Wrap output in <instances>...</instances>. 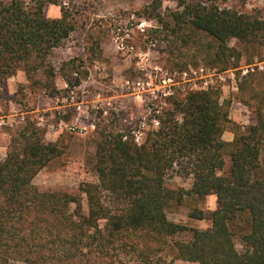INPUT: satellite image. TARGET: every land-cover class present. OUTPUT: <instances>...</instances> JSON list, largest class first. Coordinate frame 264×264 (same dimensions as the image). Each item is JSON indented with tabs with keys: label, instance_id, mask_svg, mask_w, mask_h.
<instances>
[{
	"label": "trees",
	"instance_id": "1",
	"mask_svg": "<svg viewBox=\"0 0 264 264\" xmlns=\"http://www.w3.org/2000/svg\"><path fill=\"white\" fill-rule=\"evenodd\" d=\"M63 3L0 1L1 88L18 71L30 90L51 96L58 78L80 84L86 74L80 72L82 60L53 62L78 29ZM47 5L59 7L60 16L48 18ZM159 8L152 3L142 11L156 21L153 33L166 42L174 68L203 64L224 71L249 63L229 45L232 39L246 48L264 47V8L241 13L215 0L181 1L177 10L164 14ZM87 53L89 60H100V43L91 40ZM238 80L237 100L254 121L245 132L231 123L229 102L220 103L219 90L190 91L182 100L172 99L159 117V129L147 132L140 145L107 125L97 126V181L76 189L33 185L63 150L58 142H47L35 122L26 121L0 159V264H264V72ZM226 131L233 134L230 142L223 139ZM226 156L230 168L224 175ZM176 167L188 186L166 185L167 173ZM104 193L111 199L108 205ZM208 196L215 197L216 208L207 229L167 218L173 203ZM188 217L203 220L205 212L194 208ZM186 232L189 239L177 238Z\"/></svg>",
	"mask_w": 264,
	"mask_h": 264
},
{
	"label": "rangeland",
	"instance_id": "2",
	"mask_svg": "<svg viewBox=\"0 0 264 264\" xmlns=\"http://www.w3.org/2000/svg\"><path fill=\"white\" fill-rule=\"evenodd\" d=\"M181 1L210 4L213 0H64L63 6L75 16L78 29L64 47L55 52L53 62L59 64L78 58L83 62L80 63V72L82 76L86 72L85 77L77 86L68 85L64 79L58 78L53 96L39 89L30 90L25 77L24 83H17L11 93L6 91L1 94L0 159L6 155L13 132L29 120L43 129L47 142H58L63 150L60 158L35 176L33 185L37 189H76L80 183L96 182L94 141L97 126L102 128L107 125L134 140L133 132L139 122L145 119L147 129L144 135L138 141L134 140L137 145L142 144L147 132L160 127V123L154 127L150 120L155 118L159 121L162 111L172 99H183L188 79L193 77L197 84L200 82L198 75L194 77L191 74V71L199 68L209 69L211 74L214 72L208 89L220 91V103L229 102L231 123L245 132L254 121L247 107L237 100L238 79L250 72L260 78L264 72V47L246 48L232 39L229 45L242 51L251 60L249 63L224 71L203 64L186 69L174 68L168 60L166 42L157 39L153 33L157 29L156 21L148 19L142 9L152 3H159L158 11L164 14L169 10H177ZM215 3L221 8L241 13L261 12L264 8V0H215ZM45 14L48 18H58L60 8L47 5ZM140 21L150 22L144 32L138 28ZM91 40L100 43V60H89L87 47ZM184 71L188 72L185 79L179 75ZM173 73H177L178 77L173 82H167V77ZM74 78L76 75L71 79L73 83ZM59 80L63 85H60ZM157 109L160 113L155 112ZM223 139L231 140L233 134L226 131ZM229 168L230 160L226 156L220 174L226 175ZM177 169L167 173L165 181L169 188L188 186L189 179L177 173ZM110 200L109 195L104 193L103 203L108 205ZM194 208L205 212L203 220L188 217ZM215 208L214 196H208L203 201L187 198L182 204L173 203L167 210V218L190 229H207L210 226V214ZM190 237L191 234L187 232L177 236L181 240ZM236 248L241 250L238 242ZM176 264L193 263L176 261Z\"/></svg>",
	"mask_w": 264,
	"mask_h": 264
},
{
	"label": "built area",
	"instance_id": "3",
	"mask_svg": "<svg viewBox=\"0 0 264 264\" xmlns=\"http://www.w3.org/2000/svg\"><path fill=\"white\" fill-rule=\"evenodd\" d=\"M150 26V22H142L140 21L138 24V28H140L141 32H144L146 28H148ZM120 48H123L122 46ZM191 74L195 77V76H199L200 77V82L197 84L196 81L193 80V77L188 79V85H187V92L190 91H205L209 88V86L212 83V77L214 72L211 71L209 69H204V68H199L197 70L191 71ZM167 75V74H165ZM179 75L181 76V78L185 79L188 77V72L184 71V72H180ZM175 77H178L177 73H173V74H169V76L167 77V82H173V80L175 79ZM185 92V95L186 93ZM156 113H160V110L157 109L155 110ZM152 125L158 126L159 125V121L155 118H152L151 120ZM147 129V124H146V120L142 119L138 126L137 129L133 132L134 134V140L138 141V139H141V137L144 135V130Z\"/></svg>",
	"mask_w": 264,
	"mask_h": 264
},
{
	"label": "crops",
	"instance_id": "4",
	"mask_svg": "<svg viewBox=\"0 0 264 264\" xmlns=\"http://www.w3.org/2000/svg\"><path fill=\"white\" fill-rule=\"evenodd\" d=\"M24 81L25 80H24L23 73L22 72L21 73L18 72L15 76L7 79L6 82H5V84H4V86L2 88L0 87V95L3 94L6 91H9V93H11L13 91V89H14V86L17 83H20L21 84V83H24ZM59 82H60V85H63V83L60 80H59ZM57 84H58V81L56 82L55 85H57ZM231 140H226V141L230 142ZM0 149H2V148H0Z\"/></svg>",
	"mask_w": 264,
	"mask_h": 264
}]
</instances>
